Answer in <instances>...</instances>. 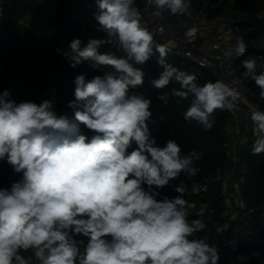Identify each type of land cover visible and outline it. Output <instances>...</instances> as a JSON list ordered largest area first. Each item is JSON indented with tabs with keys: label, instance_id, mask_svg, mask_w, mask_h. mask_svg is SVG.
I'll return each instance as SVG.
<instances>
[{
	"label": "clouds",
	"instance_id": "obj_1",
	"mask_svg": "<svg viewBox=\"0 0 264 264\" xmlns=\"http://www.w3.org/2000/svg\"><path fill=\"white\" fill-rule=\"evenodd\" d=\"M95 2L97 30L107 39L92 38L82 47L75 38L69 50L57 52L72 67L91 62L94 69L114 71L91 80L76 76L75 99L68 104L73 118L58 115L51 100L17 103L9 90L0 93V161L22 174L10 188H0V264H218L217 248L195 238L207 225L188 220L186 182L174 187L179 195L159 198L157 189L181 173L188 179L198 173L194 162L202 153L182 154L173 139L157 146L148 124L151 100L130 94L145 77L134 65L158 53L163 71L151 83L157 89L179 85L158 99L191 98L183 118L205 131L213 128L216 110L236 108L241 93L223 80L201 85L195 74L168 63L170 50L142 26L135 0ZM146 5L157 17L168 11L190 14L191 0H146ZM104 44L115 45L124 56L102 53ZM245 51L243 38L237 37L224 55L238 58ZM241 64L264 100V72L257 74L255 58ZM250 120L252 155L257 156L264 153V110H252ZM81 124L95 134H83ZM133 143L137 147L129 152Z\"/></svg>",
	"mask_w": 264,
	"mask_h": 264
},
{
	"label": "trees",
	"instance_id": "obj_2",
	"mask_svg": "<svg viewBox=\"0 0 264 264\" xmlns=\"http://www.w3.org/2000/svg\"><path fill=\"white\" fill-rule=\"evenodd\" d=\"M226 1L224 0V3ZM91 4L96 5L95 0H2L0 4L2 18L0 64L5 67L8 78L20 83L21 102L38 103L37 96L32 95L31 90L43 93L50 87H54L57 91L56 102L59 110L68 107L69 102L75 99V78L78 75H84L88 80L91 74V62H82L72 67L70 62L57 52V49L69 50V45L75 38L81 39L82 47L87 44L88 41L82 32L83 24H81L86 19L93 22L91 28L96 39H107L105 32L97 30L98 22L95 21L94 14L98 9L97 5L93 9ZM223 5L222 3L214 7L212 15L223 14ZM245 8H252L256 13H260L264 9V0H232L230 6L232 15ZM26 17H29V23L27 27H24L19 22ZM154 40L161 44L155 38ZM120 56H124V53L122 52ZM157 57L158 53L144 65H134L144 71L145 77L143 85L130 89V94H139L150 99V110L157 111L156 117L148 122L151 137L155 138L157 146L163 147L167 140L173 139L181 146L182 154H189L193 150L202 153L200 159L194 162V166L199 169L198 173L191 179L181 173L177 179L170 181L168 186L157 189L161 193L159 198L163 196L173 198L179 195L174 191V187L181 181H185L187 190L184 198L199 211L195 214L189 213L188 220L201 219L207 225L205 230L195 234V238L204 239L217 248L218 264H230L235 256L251 250L259 253L261 264H264V225L259 227L253 241L242 243L234 251L223 247L217 231L219 226L230 220L223 181L216 176L215 172L219 173L229 163L226 156V124L231 117V111L216 110L215 124L210 131H205L196 121H186L183 113L189 107L191 98L181 99L169 95L167 103L158 99L160 95L170 93L173 87L179 88V85L170 83L163 89H157L151 83L153 79H158L163 71L157 63ZM167 62L189 74H195L201 85L207 81H216L209 70L184 64L173 55L171 50L167 56ZM56 78L59 79L55 80L56 82L53 81ZM3 82L0 76V93L6 90ZM252 90L255 105L260 110H264V100L260 99V89L255 82L252 84ZM73 116L74 114L69 118ZM80 130L89 138L95 134L83 124L80 125ZM253 142L254 139H249L235 149L236 160L232 174L235 182L240 181L241 199L254 207L257 214H261L264 213V153L252 155ZM135 147L137 146L133 143L128 151H132ZM21 177L22 174L14 173L6 161H0V188H10L11 184L20 180ZM206 180L208 181L207 190L195 191V188ZM75 238L78 241L84 240L85 244L87 242L86 238L81 236ZM81 251H83V245H81ZM248 264H259V262L257 258H252Z\"/></svg>",
	"mask_w": 264,
	"mask_h": 264
},
{
	"label": "built area",
	"instance_id": "obj_3",
	"mask_svg": "<svg viewBox=\"0 0 264 264\" xmlns=\"http://www.w3.org/2000/svg\"><path fill=\"white\" fill-rule=\"evenodd\" d=\"M135 4L141 12L142 26L146 27L156 40L169 48L176 58L184 64L206 68L215 80H223L239 90L241 98L236 102L237 106L231 113L236 118L243 134L240 144L251 139L253 124L250 120V113L258 107L253 100L252 84L254 80L245 75L246 70L241 61L255 58L257 74L264 70V41L259 33L249 27V24L264 25V9L260 13H256L252 8H245L236 11L233 15H212L213 0H191L190 14L172 15L168 11L163 13L161 17H157L153 15L154 9L146 5V0H135ZM90 6L93 9L96 8L95 4ZM1 21L2 18L0 17V25ZM19 23L24 27L28 26L23 20ZM81 24H83L82 32L85 39L89 41L95 38L91 28L93 22L86 19ZM237 37L243 38L246 51L243 56L238 58H228L224 53L235 46ZM99 51L102 53L112 51L117 56L122 55L121 51H117L115 45L104 44ZM97 75H101L97 72V68L91 67L88 80ZM0 76L4 80L5 89L11 93L10 98L17 103L21 102L19 94L21 85L17 80L8 78L2 64H0ZM226 149V156L229 161L235 160V148L231 146L228 140ZM215 174L218 177V171ZM207 183L206 180L198 185L197 191H206ZM239 186L240 181L236 184L239 202L238 208L234 212V219H230L217 229L223 247L233 251L238 249L242 243L253 241L259 227L264 225V213L257 214L254 207L249 206L241 199ZM227 208L229 207L227 206ZM247 258L246 262L240 264H248L252 258H257L261 264V258L257 251H249ZM233 263L231 260L230 264Z\"/></svg>",
	"mask_w": 264,
	"mask_h": 264
},
{
	"label": "crops",
	"instance_id": "obj_4",
	"mask_svg": "<svg viewBox=\"0 0 264 264\" xmlns=\"http://www.w3.org/2000/svg\"><path fill=\"white\" fill-rule=\"evenodd\" d=\"M1 2H2V0H0V4H1ZM227 2H229L230 6H231L232 0H227L225 3H224V0H213V6L218 7L223 3L224 4L223 5V14L224 15H232L231 10H230L229 14H225V10H226V8H228ZM0 11H1V5H0ZM0 17H1V12H0ZM28 21H29V17H26L23 20V22L25 24ZM259 26L260 25L254 26L253 24H249L250 29H253L255 32L260 34L264 30H263V27L259 28ZM99 68L101 70H103L102 74H105L106 72H109V71H114V69H111L110 67H107V66L106 67L101 66ZM31 93H32V95L37 96L38 101H39L37 104L41 103L45 99L51 100L53 102L54 110L56 111V113L58 115H67L68 117H70L74 114V110H72L68 107L62 108L60 110L57 108V102H56L57 91L54 87H50L47 91H45L43 93H39L36 90H31ZM226 131H227L226 137H227L228 142L231 144V146L233 148L236 149L237 146L240 145L243 134H242L240 127L238 126V124L236 122V118L232 114H231V117L227 121ZM251 139H255L254 125H253V134H252ZM235 160L229 161V163H227L226 166L223 169H221L218 173L219 179H221L223 181L224 192L226 195V203H227V206L229 207L227 213L230 215V219H234L233 218L234 212L237 210L238 202H239V198L237 196V190H236L237 182H235V177L232 174L233 164H234ZM195 191H197V188H195ZM193 206H194L193 204L188 203V209H190ZM189 213L195 214V213H199V211L194 209V210H190ZM247 260H248V258L245 255L240 254V255H237L233 258V262H234L233 264H240V263L246 262Z\"/></svg>",
	"mask_w": 264,
	"mask_h": 264
},
{
	"label": "rangeland",
	"instance_id": "obj_5",
	"mask_svg": "<svg viewBox=\"0 0 264 264\" xmlns=\"http://www.w3.org/2000/svg\"><path fill=\"white\" fill-rule=\"evenodd\" d=\"M228 3V8H226V10H225V14H229L230 13V3L229 2H227ZM135 6H137L136 4H135ZM28 23L29 22H27L26 24L28 25ZM264 25L262 24V25H260L259 26V28L260 27H263ZM260 36L263 38V41H264V31H262L261 33H260ZM102 71L103 70H101L100 68H97V72L98 73H100V74H102ZM106 72V71H105ZM59 78H56V79H53V81H55V80H58ZM56 82V81H55ZM234 160V159H233ZM234 187V186H233ZM194 209H196V210H198V208L196 207V206H193V207H191L190 209H188V211H190V210H194ZM243 255H245L246 257L248 256V252H245V254H243Z\"/></svg>",
	"mask_w": 264,
	"mask_h": 264
},
{
	"label": "water",
	"instance_id": "obj_6",
	"mask_svg": "<svg viewBox=\"0 0 264 264\" xmlns=\"http://www.w3.org/2000/svg\"><path fill=\"white\" fill-rule=\"evenodd\" d=\"M152 112V117L150 119H154L157 115V111H151Z\"/></svg>",
	"mask_w": 264,
	"mask_h": 264
}]
</instances>
